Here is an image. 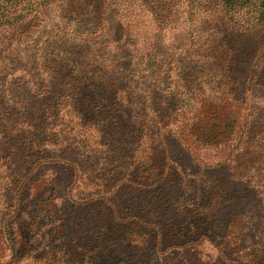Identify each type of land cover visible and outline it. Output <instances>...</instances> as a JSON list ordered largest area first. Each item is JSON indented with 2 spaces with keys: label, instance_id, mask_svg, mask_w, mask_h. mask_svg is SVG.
<instances>
[{
  "label": "trees",
  "instance_id": "1",
  "mask_svg": "<svg viewBox=\"0 0 264 264\" xmlns=\"http://www.w3.org/2000/svg\"><path fill=\"white\" fill-rule=\"evenodd\" d=\"M55 3L46 79L9 98L0 264H264V0Z\"/></svg>",
  "mask_w": 264,
  "mask_h": 264
},
{
  "label": "rangeland",
  "instance_id": "2",
  "mask_svg": "<svg viewBox=\"0 0 264 264\" xmlns=\"http://www.w3.org/2000/svg\"><path fill=\"white\" fill-rule=\"evenodd\" d=\"M1 2L8 7L19 2L17 10L11 17L16 18L22 10L23 15L35 17L31 26L37 27L33 34L34 41H29L28 45L23 47L14 44L17 40L9 39L8 25L0 26V142H5L18 134L20 129L17 123L20 121L21 114L14 110L16 106L10 105L9 98L14 96L15 102H18L21 88L34 90L40 78L46 79L45 73L40 74L41 59L39 57L41 54L45 58L49 56V45L58 37L57 33L61 35L66 31L68 33L69 30L65 27L71 25L72 21L58 16L55 0H0ZM62 27L65 30H61ZM51 238L46 239L42 235L34 236L32 243L36 245L38 251H41L44 244ZM19 264H41V261L32 262L25 259Z\"/></svg>",
  "mask_w": 264,
  "mask_h": 264
}]
</instances>
